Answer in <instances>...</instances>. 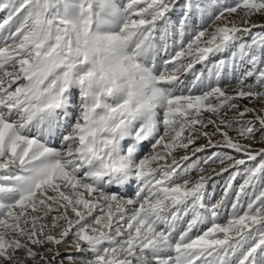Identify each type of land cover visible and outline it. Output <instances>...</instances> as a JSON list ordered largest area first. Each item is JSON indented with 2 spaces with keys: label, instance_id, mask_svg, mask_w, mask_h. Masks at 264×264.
Masks as SVG:
<instances>
[{
  "label": "snow or ice",
  "instance_id": "6c2138e0",
  "mask_svg": "<svg viewBox=\"0 0 264 264\" xmlns=\"http://www.w3.org/2000/svg\"><path fill=\"white\" fill-rule=\"evenodd\" d=\"M0 13V264H264V0Z\"/></svg>",
  "mask_w": 264,
  "mask_h": 264
},
{
  "label": "rangeland",
  "instance_id": "374dc122",
  "mask_svg": "<svg viewBox=\"0 0 264 264\" xmlns=\"http://www.w3.org/2000/svg\"><path fill=\"white\" fill-rule=\"evenodd\" d=\"M3 13H0V16H2ZM206 26V25H205ZM172 51V50H170ZM216 58V57H215ZM219 60V59H215V62ZM207 63V67L211 68L212 65L215 63ZM202 66L201 65H197V68H201ZM184 79V84L185 86H189L193 77L191 76V74H189L186 78H183ZM196 92L199 91V89H196L194 90ZM242 104H248V101L247 100H243L241 101ZM249 106H252V105H249ZM234 115L233 112H229V116H232ZM247 118V117H245ZM201 143H204V141H200ZM213 151V150H207L203 153H198L196 156H193L190 160L188 161H185L183 162V168H189L190 165H192L193 161H196V160H200L201 162L203 161V159L207 158V156L210 154V152ZM177 156H181L183 155V151H180L178 153H176ZM199 157V158H197ZM251 163V162H250ZM201 166H204V167H215L217 169H219V167H221L220 165L216 164V165H203L201 164ZM234 171V170H230L228 173H224L222 176H214V179L212 181L209 182V185L207 187V190H206V193H205V203L207 204H214L216 203V201H218L222 195H223V190H224V186L228 180V177L229 175L231 174V172ZM190 174L193 178H196L198 173L195 171V170H190ZM243 179H244V176H242L241 178H238L236 179L234 182H233V192L229 193V198L228 200L226 201V207L222 213V219L227 217L228 215H230L231 213V204L234 202L235 200V190L238 188V186L240 184L243 183ZM246 199V198H245Z\"/></svg>",
  "mask_w": 264,
  "mask_h": 264
},
{
  "label": "built area",
  "instance_id": "2783aa9c",
  "mask_svg": "<svg viewBox=\"0 0 264 264\" xmlns=\"http://www.w3.org/2000/svg\"><path fill=\"white\" fill-rule=\"evenodd\" d=\"M216 57V58H215ZM222 58V56H214V57H210V59H209V63L211 64V63H213V62H215V59H221ZM207 62V63H208Z\"/></svg>",
  "mask_w": 264,
  "mask_h": 264
}]
</instances>
